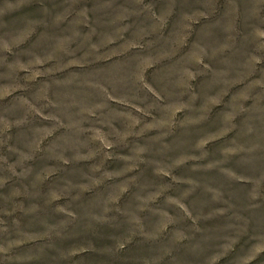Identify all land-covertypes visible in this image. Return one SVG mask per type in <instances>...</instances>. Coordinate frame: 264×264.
I'll return each mask as SVG.
<instances>
[{
	"label": "rangeland",
	"instance_id": "1",
	"mask_svg": "<svg viewBox=\"0 0 264 264\" xmlns=\"http://www.w3.org/2000/svg\"><path fill=\"white\" fill-rule=\"evenodd\" d=\"M0 264H264V0H0Z\"/></svg>",
	"mask_w": 264,
	"mask_h": 264
}]
</instances>
